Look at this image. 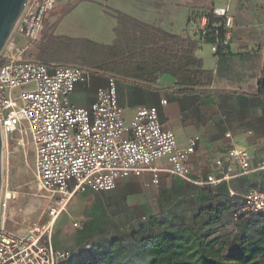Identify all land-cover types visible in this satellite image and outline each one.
Returning a JSON list of instances; mask_svg holds the SVG:
<instances>
[{
	"label": "crops",
	"instance_id": "0c3cea01",
	"mask_svg": "<svg viewBox=\"0 0 264 264\" xmlns=\"http://www.w3.org/2000/svg\"><path fill=\"white\" fill-rule=\"evenodd\" d=\"M219 7H228L234 19L228 54L215 56L208 44H194V56L202 61L204 70L212 73L210 84L183 87L168 75L152 83L117 77V101L127 129L136 110L154 107L160 123L172 131L179 148H185L189 139L198 135L187 161L192 179L204 181L209 175L219 178L216 162L226 164L231 147L249 154L250 172L239 175V168L233 166L232 178L215 185L211 193L166 173L159 174L157 185L151 184L150 173H144L117 179L111 191L80 193L90 197L89 205L83 207V219L91 216L96 220L107 242L128 236L143 219H168L182 224L202 209L227 204L235 205L238 211L227 212L224 217L228 220L211 228L216 237L233 236L238 215L249 213L243 210L242 197L251 190L264 191V0H56L52 11L38 15L46 23L41 35L52 36L51 49L28 53L34 43L17 40L27 59L50 66L72 61L75 64L70 66L87 69L89 81L77 84L69 96L72 106L87 109L97 89L105 87L111 76L104 70L105 59L116 38L119 15L187 37L190 10ZM63 25L68 32L60 35L58 30ZM93 25L98 28L91 30ZM70 41H76L82 58L67 61L54 54L57 47L67 50ZM41 57L45 59L41 61ZM162 101L166 103L162 105ZM231 193L233 196H229ZM52 247L60 250L61 245L52 240Z\"/></svg>",
	"mask_w": 264,
	"mask_h": 264
},
{
	"label": "built area",
	"instance_id": "2783aa9c",
	"mask_svg": "<svg viewBox=\"0 0 264 264\" xmlns=\"http://www.w3.org/2000/svg\"><path fill=\"white\" fill-rule=\"evenodd\" d=\"M55 4L56 0H27L0 53L1 136L5 146L16 134L21 144L25 141L29 145L32 173L46 203L47 217L26 231H13L6 224L11 196L1 194L0 264H65L74 251L52 247L56 221L75 195L111 191L119 178L150 173L151 184L157 185L159 174L166 173L208 189L231 179L233 166L239 168V175L250 172L249 154L231 147L226 164L216 162L219 178L209 175L204 181L192 179L187 161L198 135L189 139L185 148H179L154 107L136 110L127 129L114 76L108 77L105 87L97 89L89 108L72 106L70 94L77 84L89 81L90 72L79 66H50L27 59L17 43L18 39L30 43L37 40L46 29L38 15L52 11ZM233 29L228 7L192 9L187 16L188 39L196 45L208 44L215 56L228 54ZM243 201L245 212L264 214V191L251 190ZM72 227L80 229L81 224L74 222Z\"/></svg>",
	"mask_w": 264,
	"mask_h": 264
},
{
	"label": "trees",
	"instance_id": "16d2710c",
	"mask_svg": "<svg viewBox=\"0 0 264 264\" xmlns=\"http://www.w3.org/2000/svg\"><path fill=\"white\" fill-rule=\"evenodd\" d=\"M115 34L104 67L111 76L152 83L168 75L189 88L212 81V73L194 56L195 45L188 37L124 14L117 17ZM213 189L200 188L209 193ZM241 201L243 205V197ZM229 211L236 213L238 208L208 207L182 224L143 219L128 236L87 244L65 264H264V214H240L235 235L214 236L211 227L227 221L224 215Z\"/></svg>",
	"mask_w": 264,
	"mask_h": 264
},
{
	"label": "rangeland",
	"instance_id": "374dc122",
	"mask_svg": "<svg viewBox=\"0 0 264 264\" xmlns=\"http://www.w3.org/2000/svg\"><path fill=\"white\" fill-rule=\"evenodd\" d=\"M97 20H95L96 22ZM96 26L90 29L95 30ZM60 30V31H59ZM58 30V34L67 33V26L63 25ZM88 31L87 33H89ZM60 34V35H61ZM43 38H42V37ZM42 39L38 41V38ZM34 44L28 48V53H39L41 49L49 50L51 35H40ZM72 42V43H70ZM67 50L57 47L54 54L62 55L67 61L74 58H82L80 47L74 44L76 41H70ZM97 43V42H96ZM53 44V43H52ZM58 46L57 44H55ZM65 48V47H64ZM51 52V53H53ZM1 63V61H0ZM64 65L66 63H63ZM75 62L70 61L65 66H70ZM19 136L13 135L7 146L4 145L3 160V195L9 194L11 199L8 201V211L6 213L7 227L13 231L23 232L36 223L46 221L45 207L46 203L38 192V186L33 177V154L28 144L20 143ZM90 197L85 194L75 195L68 208L59 218L52 233L53 242L61 245L60 250H73L87 247V244H106L103 234L99 231L97 221L91 216L83 219L84 206L89 205ZM77 201L78 204H75ZM84 220V221H82ZM73 222L81 224L80 229L72 227ZM123 228V227H122ZM131 228V226L129 227ZM125 229V226H124ZM111 239V238H110ZM55 240V241H54ZM45 241V240H44Z\"/></svg>",
	"mask_w": 264,
	"mask_h": 264
},
{
	"label": "water",
	"instance_id": "95a60500",
	"mask_svg": "<svg viewBox=\"0 0 264 264\" xmlns=\"http://www.w3.org/2000/svg\"><path fill=\"white\" fill-rule=\"evenodd\" d=\"M27 0H0V53L10 38L14 27L22 15ZM3 141L0 131V199L2 194L3 173Z\"/></svg>",
	"mask_w": 264,
	"mask_h": 264
},
{
	"label": "bare ground",
	"instance_id": "6f19581e",
	"mask_svg": "<svg viewBox=\"0 0 264 264\" xmlns=\"http://www.w3.org/2000/svg\"><path fill=\"white\" fill-rule=\"evenodd\" d=\"M2 141H3V158H2V162L4 160V138H2ZM2 168H3V163H2ZM2 193H3V189H2Z\"/></svg>",
	"mask_w": 264,
	"mask_h": 264
}]
</instances>
